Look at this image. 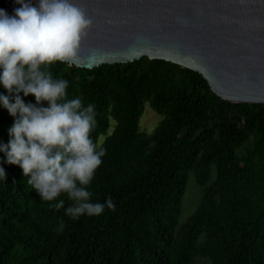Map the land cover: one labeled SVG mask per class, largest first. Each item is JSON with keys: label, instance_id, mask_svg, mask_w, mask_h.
Returning <instances> with one entry per match:
<instances>
[{"label": "trees", "instance_id": "obj_1", "mask_svg": "<svg viewBox=\"0 0 264 264\" xmlns=\"http://www.w3.org/2000/svg\"><path fill=\"white\" fill-rule=\"evenodd\" d=\"M50 71L69 99L96 106L92 136L106 155L88 187L115 211L72 220L18 165L0 164V264H264V103L221 99L199 72L146 56ZM146 104L161 115L151 131L139 126ZM13 119L0 107V142ZM190 172L204 193L180 222Z\"/></svg>", "mask_w": 264, "mask_h": 264}, {"label": "clouds", "instance_id": "obj_2", "mask_svg": "<svg viewBox=\"0 0 264 264\" xmlns=\"http://www.w3.org/2000/svg\"><path fill=\"white\" fill-rule=\"evenodd\" d=\"M14 2L20 6L13 15L0 8V87L7 92L0 93V107L14 118L8 142H0V164L18 165L39 198L72 220L99 216L105 207L115 211L111 197L94 202L88 187L106 155L103 141L92 136L96 106L69 99V82L50 71L57 63L73 65L92 17L72 0ZM5 177L0 166V181ZM62 195L71 201L67 207Z\"/></svg>", "mask_w": 264, "mask_h": 264}, {"label": "water", "instance_id": "obj_3", "mask_svg": "<svg viewBox=\"0 0 264 264\" xmlns=\"http://www.w3.org/2000/svg\"><path fill=\"white\" fill-rule=\"evenodd\" d=\"M72 2L93 20L75 66L164 59L199 72L221 99L264 103V0ZM19 6L0 0L9 15Z\"/></svg>", "mask_w": 264, "mask_h": 264}, {"label": "rangeland", "instance_id": "obj_4", "mask_svg": "<svg viewBox=\"0 0 264 264\" xmlns=\"http://www.w3.org/2000/svg\"><path fill=\"white\" fill-rule=\"evenodd\" d=\"M161 119V115L156 113L149 104L145 105L144 112L140 117L139 126L141 130L151 131ZM103 139V136H100V140ZM246 149L242 148V153H245ZM210 179L213 181L216 178V167L214 165L210 168ZM204 193V187H201L197 184L194 178V173L190 172L185 194L182 200V211L180 215V222H183L190 213H192L199 202L201 201ZM202 238H204L202 236ZM196 264H210V260L204 259L198 261Z\"/></svg>", "mask_w": 264, "mask_h": 264}]
</instances>
